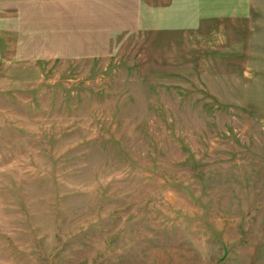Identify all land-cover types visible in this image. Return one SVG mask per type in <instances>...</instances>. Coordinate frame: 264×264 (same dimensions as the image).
<instances>
[{"label":"rangeland","instance_id":"rangeland-1","mask_svg":"<svg viewBox=\"0 0 264 264\" xmlns=\"http://www.w3.org/2000/svg\"><path fill=\"white\" fill-rule=\"evenodd\" d=\"M0 264H264V0H0Z\"/></svg>","mask_w":264,"mask_h":264}]
</instances>
